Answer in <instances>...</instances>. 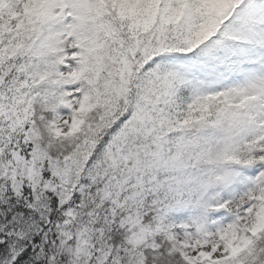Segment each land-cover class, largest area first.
<instances>
[{
	"label": "snow or ice",
	"instance_id": "1",
	"mask_svg": "<svg viewBox=\"0 0 264 264\" xmlns=\"http://www.w3.org/2000/svg\"><path fill=\"white\" fill-rule=\"evenodd\" d=\"M0 264H264V0H0Z\"/></svg>",
	"mask_w": 264,
	"mask_h": 264
}]
</instances>
